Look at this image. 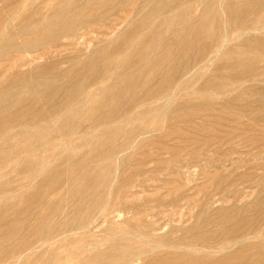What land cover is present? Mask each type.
Returning a JSON list of instances; mask_svg holds the SVG:
<instances>
[{
	"label": "rangeland",
	"instance_id": "374dc122",
	"mask_svg": "<svg viewBox=\"0 0 264 264\" xmlns=\"http://www.w3.org/2000/svg\"><path fill=\"white\" fill-rule=\"evenodd\" d=\"M22 1H24L22 3L23 4L22 7H20V9H17V11L20 10L19 12H21L22 14L18 12V14H19L18 15L17 11H16L15 14L13 13V16L10 15L8 17L9 18L8 21L5 22L4 20L6 17L4 18V16H7V15H6L5 7H3L2 5L6 2H9V0H0V12H1L0 14H2L0 16V19L3 20V21H0L1 22L0 23V29L4 26L6 27V28L4 27V29L2 28L0 30L1 37L4 40L5 39L9 40V38L11 37L10 39H13L17 43V45L25 44L26 41L28 42V40L32 41L35 38V36H37V34L41 31V30L31 31L32 30L31 28L23 29L24 24H21V23L25 22L23 20V18H24L23 15L26 16L27 13L29 14L30 9H32V7H31V1L32 0H22ZM24 4L25 5L28 4L30 7L28 5L25 6ZM185 6H187V4ZM26 7H29V8H26ZM129 7H131V6H129ZM202 8H203V5H199L198 8H195V6H192V7H190V11L187 8H184L179 13H181L182 18H184V19L189 18L191 20V23L192 22L195 23V18H197V20H196L197 22L199 20L198 16L201 14ZM150 9H151L150 7L146 8L145 10L142 11L143 13H141V15H139V16L141 17L144 14V11H147V13H148L150 11ZM119 11H123L121 13L118 12L119 17L122 18V17H124V15H126L128 13L127 11H131V10L128 7H125L123 9L120 8ZM87 13H89V14H87ZM90 13H91V11L88 10L85 14H86V16H90ZM123 13H124V15H123ZM14 15H15V17H14ZM17 15H18V17H17ZM133 15L134 14H132V17H133ZM259 15L262 18H264V11L260 12ZM12 17L14 19H12ZM93 18H94L93 19L94 22H99V23L96 24V26H89L88 25V27L91 30L89 35H86L85 37H83V35L80 34L79 36L75 37L76 39H73V37H71L72 34L69 33L67 35V38H63V37L58 36L57 37L58 40H56L57 42L56 43L54 42L55 45H54V43L48 44L47 46L41 45V46L37 47V49H35V51H32L30 53L27 51H24L26 54L22 51L21 52L22 56L20 57L21 63H19L18 66L11 67V64L13 65L12 61H14V62L16 61L15 57H17L19 53L13 54L10 51L9 52L6 51L7 54L4 55L5 52H0V55H1L0 56V62H1L0 64H2V65H0V83L4 82L6 79H8L9 75H11L13 71L18 70L19 68H21L23 70H26V69L28 70L29 68H32V67L35 68L37 66L46 65L47 63H50L51 60H53L51 58H56V59H54L55 60V66L54 67L57 69V72H56V70H54V71L56 73L62 72L63 69L65 70V68L70 69V67H71L74 69V64L75 65L78 64L79 61L84 62L86 59H88V60H86L85 62L89 61L90 57L92 56L91 55L92 53H95L96 51L100 50L101 48H104L105 46L109 45V41L111 38H113L115 36H119V35L123 34L124 31L127 30V27H126L127 24L123 23L124 24L123 25L121 23V21H122V19H121L118 23L116 22V24H115L116 26L113 25V29L108 30L107 34L104 37V34L101 33L100 30L98 29V25L103 26L105 24V22L109 25L111 23V21H109V20H111L112 16H111V18L101 20V21H103V23L98 20L99 18L96 20V16ZM223 19L225 20V17H223ZM19 20H20V22H19ZM16 22H19V23H16ZM6 23H8V24H6ZM13 23H14V25L16 24L15 27H13V25H12ZM11 26H12V28H10ZM95 27L97 30L95 29ZM260 27L261 28L258 31L252 30L251 33L247 32V31H245V33H242L241 31H239V32L232 34L230 40H235V41L232 43L230 42L231 43L230 45L229 44L225 45V47L216 56L210 55L207 57H202L201 55L195 53V64H194L195 67H194L193 61H192L193 56H194V52H191L190 54H188L186 56L184 63L189 67L190 66L191 67L193 66V67L191 68V70L188 73L184 74L183 76H181V78H179L180 84H184L185 86L181 89L177 88L175 90V95H174L175 97H173L172 99H169V100L166 99V101H164L162 99L158 100L159 97H155L152 100H146L145 102H140L141 100L138 101L139 99H141L143 97V94L145 92H147L148 89L152 90V88H155L157 86V82H154V81L149 83V86L147 87V89L144 86H143V88H142V86L140 88H137L136 90L138 91V93H136L137 91L134 90V94H133V90L130 89V91L128 90V92H126V93L124 92L125 94L124 93H119L118 95L108 94V96L106 94H104V96H103L99 92V88L101 86H103L101 79H99L100 81L98 80L99 82H96V84L94 82L90 86L88 85L89 81L87 80L88 81L87 86H88L89 90L86 87V92H85L86 98L90 95L89 91H94V92H92V94H94V96L92 97L90 95L88 97L89 99L87 98V99H85V101L88 102L89 100H91V98H95V99L99 98L100 99L101 97H106L104 103H102V105L105 107V110L103 111L104 108H101L102 106L94 109V106H92V104H89V103H86L85 105L84 104L81 105L80 103L75 104L74 105L75 107L74 106L72 107V110H74L72 112H74V113H72L71 111L68 112L70 114L65 112L64 114H66V113L67 114L65 116L61 117V119L56 118L57 120H54L55 131H53V134L55 136L53 134H51L52 135L51 138H53L54 143L56 144L55 148H54L55 149L54 152H56V154H58V156L54 155L55 157L60 158L61 156H64L65 154L69 155V153H70V154H73L72 157L75 159L74 161H76V162L78 161L77 163H79V161H81L82 159L85 158L84 159L85 163L82 166L85 168H90V167L98 165L100 163L98 158H100L103 154H106L109 152L111 153V151L114 150L118 145L120 146L124 142H126V144H129L127 150L120 152L118 154V156H116L115 163L113 164V167L110 170L106 171L107 175H106L105 180H104L103 176L96 178V180H95V181H98L97 183L102 182L103 184L106 185V188H104V190L102 192L104 195V200L102 201V204L100 207V210L102 209V211H105L103 213H106V214L101 215V212H102L101 211L98 213V217H94L93 215H85L83 218L82 214H80V216L71 215V217H70L69 208H71L74 201L70 200L71 197H69L67 195L66 197H64L63 200H61V202H58L59 208H60V210H59L60 213H58L57 215H54L53 218L49 217V218H51V220L49 221V225H50V223H52L54 221L53 219H55V217H56V220H55V222H53L52 227L55 226L54 228H56V226H57L58 228H61V231L64 230L66 232L65 233L61 232L60 234L56 235L54 232L53 233L51 232V225H50L51 234L49 232L48 236H46V235L42 236L41 238H38L39 239V241H38L37 237L32 236V232H31L32 229H30L29 232H28V230H22V232L17 233L18 236H16V238H17L18 242H24V241H26L25 239H27L26 237H28V241H29V239H31L30 243H28L30 245H29V247L26 246L25 249H23L22 251H17L14 254H12L10 256L11 259L9 258L7 263L8 262H15V264H31V263L32 264H61L62 262H64L62 264H75V263L80 264V261L83 260L85 258V256H87V253L88 254L91 253L90 256L94 255L96 252H99V250L100 251H106L105 253H108L107 249H109L117 241L119 243V242H121L122 238H124V239L125 238H131L134 236V234H137V233L141 234L142 232L148 231L147 233L150 234L152 232V234H150L151 237L149 235V236H145L146 239L144 237L139 238V239L136 238V239H138V241L144 242L146 244H148V243L154 244V240L159 239L161 237L171 238L170 236H172V238H174V237L176 238L177 235H178V237H180V236L187 237L188 233H189V235H188L189 237L190 236L196 237V236H199L198 233L201 234L205 231V232H209L208 234L203 233L206 237L208 236L207 238H209L210 233H212V232L214 233V235H212L213 237L210 236L211 240L209 238L211 245L208 244L209 246H211L210 250L213 251L212 252L213 255L217 254L218 252H220L221 255H223L224 253H225L224 255H227L230 253H236L242 249V248H239L240 246L243 248L247 247L246 248L247 251L249 248H251V250H250V252L249 251L245 252L246 255L248 254L247 255L248 259H245L242 262V264H260V263L263 264L264 263V260H263L264 259V247L257 250L258 247H256V246L260 247V245H258L260 243L262 246L264 245V217H262V216H264V213H263L264 212L263 211L264 210V81H263L264 80V67H262V66H264V52L262 53L260 59L249 64V66L251 67L250 68L251 70L249 68L240 66V63H242L244 61L243 59H239L238 62H235L236 60H238L235 57L229 58V57L224 56V54L227 52V49H229L228 47L234 46V45L238 46L239 40H242L243 38H245L247 36L257 34V35L264 37V24L261 23ZM21 28H22V31H21ZM114 28H115V31H114ZM125 28H126V30H125ZM8 29H9V31H8ZM18 29H20V31ZM12 31L13 32L15 31L16 33L19 32V33H17L18 34L17 35L16 33H13ZM112 31H114V32L112 33ZM2 32H3V34H2ZM4 32H7V34L5 33L6 36H4ZM28 32H30V33L28 34ZM58 33H59V31H56L54 34H58ZM8 34H10V35H8ZM24 34H26V35H24ZM171 34H172V36H174V33L172 31H170L168 33V36ZM7 35H8V37H7ZM73 36H75V35H73ZM102 36H103V38H102ZM172 36H169V37H172ZM81 37H83V38H81ZM31 38H33V39H31ZM106 40H107V42L104 43ZM21 42H25V43H21ZM71 42H73V43H71ZM82 42L84 43V45ZM91 42L94 43L95 45L92 44ZM90 43L92 44L93 47L90 46L91 45ZM65 44H68V45H65ZM253 45H255V42L252 43V47H254ZM9 47L10 46H8V48ZM12 48H10V49H12ZM84 48H86V50ZM88 48H90V49L88 50ZM92 48H94V49H92ZM175 48L177 49V47H175ZM82 49H84L85 51H83ZM96 49H98V50H96ZM94 50H95V52H94ZM42 51H43V53L45 51H47V52L45 54H42ZM34 52H36V53H34ZM79 52H83V53H81V54H83L82 57L80 56ZM33 53H34V55H33ZM38 53H39V55H37ZM76 54L78 56H80V58ZM56 55H57V57H56ZM72 55H74V56H72ZM58 56H60V57H58ZM3 57H5V58H3ZM23 57L26 60V64L31 62L30 65H24L23 64ZM70 57L73 58V60L70 59ZM62 58H65L64 60L69 59V61L68 60H67L68 62L64 61ZM127 58H129V55H128V57H126V60H127ZM61 59L63 61H61ZM28 60H29V62H28ZM57 60H58V62H57ZM126 60H124V61H126ZM60 66L62 67V71H61V68L58 69ZM249 70H250V73H249ZM240 71H242L243 73L241 74ZM94 73L95 72L92 71L89 75L92 76V75H94ZM110 73H107L104 76L107 78L108 77L109 78H112V77L115 78L116 75L119 74L118 71L117 72L113 71ZM115 73H117V74H115ZM110 76H112V77H110ZM213 76H215V77H213ZM224 77H226V78H224ZM214 78H215V80H214ZM216 79H218V80H216ZM229 79H231V80H229ZM113 80H116V79H112L109 82V84H112ZM189 80H191L192 82H190L188 85L187 82H189ZM249 82H250V84H248ZM116 84H117L118 88H119V86L120 87L122 86L121 85L122 83H120V82H118ZM226 85H227V87H226ZM253 85L254 86L256 85V86L252 87ZM89 87L92 89L90 90ZM223 87L224 88L226 87L225 88L226 91L223 90ZM246 87H249V88H246ZM240 88H242V89H240ZM228 89H229V91H228ZM143 90H144V92H143ZM140 92H142L141 95H140ZM95 93H97L96 94L97 96L95 95ZM99 94L101 96H99ZM120 94H122L123 96ZM135 94H137L136 100L138 102V105H137V102H136V104L134 103L137 106L134 105L135 108L133 109V106L130 107L131 105H129L127 102L129 101V99L131 97H133L131 95H134V97H135ZM168 94H170V93L168 92L167 96H169ZM216 94H218V95H216ZM109 95H110L111 99L113 96V100L109 99L110 98ZM124 96H126V97H124ZM121 97L123 98V99H121L122 102L120 100ZM102 100H104V99H102ZM112 101H115V102L112 104L111 103ZM235 101H238V103ZM251 101H252V103H251ZM107 102H108V104L104 105ZM161 104H164V106H165L164 110H162L161 108L160 109L157 108L158 105H161ZM234 105H235V107H234ZM88 106H90V108ZM108 106H111V108H109L110 110L108 109ZM238 106H240V107H238ZM250 106H251V108H250ZM211 107H212V109L215 108L214 110L215 111L217 110V113L215 111L211 110ZM91 108L94 110L91 111ZM114 108H116V110H114ZM79 109H81V110H79ZM121 109H123V111ZM130 109H133V110H131L133 112V114H129V116L127 115L128 118L125 120H117V118L120 115H122L124 113V111L126 112V110L129 111ZM142 109L144 111H147V113L145 115H143L142 117L137 116L136 115L137 112H140V111L143 112ZM185 109H186V111H185ZM190 110L193 112L195 110V114H193V112H190ZM76 111L77 112L79 111V113H78L79 115H80L81 111L83 114L81 113V115L78 116L75 114ZM97 111L99 113H97ZM109 111L112 112V115H111V112H109ZM120 111H121V113H120ZM220 111L223 113H221ZM225 111H227L226 114H224ZM95 112L97 115L94 114ZM113 112H114V116H113ZM219 112H220V114H219ZM117 113H119V114H117ZM72 114H73V116H72ZM102 114H110L111 115V116L109 115L110 120L105 121V123L100 122V120H98V118ZM187 114H190L193 116L189 117V115H188L189 118H187ZM236 114H237V116H236ZM67 115L70 117L72 116V118H70V117L68 118ZM92 115H93V118L91 117ZM226 115H227V117H226ZM77 116H78V119H77ZM180 116H181V118L182 117L183 118L182 119L180 118V120H179ZM215 116H218V117L215 118ZM220 116H222L223 118H221ZM111 117H112V119H111ZM83 119H85V120H83ZM82 120H83L84 124H86V125L83 124ZM89 120H90V123H89ZM96 120H98V121H96ZM85 121L86 122L88 121V123H86ZM61 123H64L65 125H68V126H71V128L77 129L75 131L76 133H72V132L68 133V131H70V130L60 131L57 128H58V126L61 125ZM77 123H78V125H77ZM99 123H101V124L99 125ZM141 124H143V125H141ZM74 125H76V126H74ZM86 126L90 127L91 129L89 130L88 127H87L88 128L87 129ZM91 126H95L96 128L95 127L93 128ZM78 128H80L81 130L79 129L80 131H78ZM169 129H171L172 131ZM57 132H58V134H56ZM164 132H166V133H164ZM61 133H62V135H59ZM163 133H164V135H163ZM98 135H100V136H98ZM167 135H170V136L166 137ZM164 136L166 138H164ZM74 137H75V140H74ZM61 139L65 140V142H63ZM77 139H79V141ZM70 140H71L72 144L70 143ZM120 140H122V141H120ZM55 141H58V142H55ZM73 141H74V143H73ZM158 141H160L163 145ZM99 142H100V144H99ZM108 142H109V144H108ZM154 142L157 144H153ZM59 143L62 145V147H61V145H59ZM62 143L65 145L63 146ZM69 143L71 144V146L73 145V147H71V146L69 147L68 146V145H70ZM105 145H106V147H105ZM65 146L67 149L65 148ZM75 146H77V147L75 148ZM58 147H60V148H58ZM68 147H69V151H68ZM77 148L80 151H78ZM90 148H92V149H90ZM85 149L87 150V152ZM97 149H99V150L97 151ZM101 149H103V150L101 151ZM83 150H84V152H83ZM126 151H128V152H126ZM79 152H81V153H79ZM89 152H90V154H89ZM150 153H158V154L157 155L156 154L151 155ZM186 153L188 155L190 154V156H188ZM193 153L195 155H192ZM83 154H84V156H83ZM92 154H95L96 157H95V155H92ZM141 154H143V155H141ZM160 154H162L164 157ZM137 155H139L141 157H138ZM172 155H174V157L177 155L175 157L176 158L175 161H173L175 158H173ZM54 156H53V158L51 157V160L55 164L56 161H55ZM78 156H79V158H78ZM179 156H180V158H179ZM170 157H172V160L169 161L168 159ZM163 160L164 161L167 160V162L166 161L164 162ZM74 161H71L70 164L67 162H64V164H62L63 162L61 161V165H59V166H58V164H55V166L53 164L54 168L51 165L52 168H49V170H45V173L43 171H41L42 174L38 175L40 177L39 179L42 180V178H49V177L53 178V176H55V174H52V173H55V171H54L55 168H57L58 170L59 169L62 170V168H65V167L67 168V165L69 166L72 163L73 164L76 163ZM152 161H155V163L158 161L159 164L158 163L155 164ZM160 162L161 163L163 162L162 165H160L161 164ZM163 165H166V168ZM123 166H125V167H123ZM82 167L77 169L76 173L73 174L72 176L68 173H67L68 176H66V177L63 176V174H66V172H67L66 168H65V170L63 169L61 172H59L58 175L60 173H62V174L60 176H56V177L61 178V181H62L61 186L63 187V185L69 180V178L70 179L72 177L79 178V176H80L79 171L82 170ZM133 167H136L137 169L140 167H142V168H140L138 170L134 168V170H133ZM162 168H164V169H162ZM51 169H53V170H51ZM131 169H132V171H130ZM140 170H143V171H140ZM64 171H65V173H64ZM144 171L146 172V174L144 173ZM0 173L4 175L6 173V171L2 170ZM142 173H144V175ZM50 174H52L53 176H51ZM117 174L119 176H117ZM28 175H31V174H28V173L24 174L23 173V174L16 175V176L15 175H6L4 177H1L0 183H2L4 181H13L14 179L21 181L23 179H27L25 176L28 177ZM129 176H130V178L131 177H133V178L130 179V178H128ZM63 177H65V178L62 179ZM25 182H27V181H25ZM123 182H125L126 184L125 183L123 184ZM65 185H64V187L68 188V185H66V186ZM47 189H48V191H51L53 189V186H50V190L48 187H47ZM32 190L34 191L35 188H30L27 190L22 189V191L25 192L24 194L29 193V192L32 193L33 192ZM76 200H78V199H76ZM164 200H166V201H164ZM167 200H169V201H167ZM35 201L36 200L34 199V202ZM124 201L127 203H125ZM66 202L67 203L69 202L68 203L69 205ZM111 204H114V205L111 206ZM67 205L69 207H67ZM138 205H141V206H139V208H138ZM157 205H159V206H157ZM234 205H235V208H233ZM26 206L25 205L21 206L19 204H18V206L17 205L16 206L11 205V206H8V210H10V212L13 213L16 210L15 208H17V210L19 209L18 211H20V210L22 211L21 208L23 207L25 209ZM108 206H110V207H108ZM114 206L119 207L122 210L121 214H118L117 212H115L117 210H114L115 213H113V214L111 213L112 216L110 215V210L112 211L111 208ZM146 206H148V208H149L148 211H147V209H145V208H147ZM240 206H242V207H240ZM64 208L68 210L67 212L64 213L65 215L63 214V212L66 211V210H64ZM150 208H151V210H150ZM141 209L143 210V212L140 211ZM221 209H223V210L221 211ZM237 211H240V213ZM218 212H220V213H218ZM226 212H228L229 214L228 213L225 214ZM259 213H261V214L259 215ZM220 214H221V216H220ZM222 214L224 215L223 217H222ZM198 215H199V217H198ZM212 215H214V216H212ZM13 216H14V214H12V217ZM67 216H68V220L66 219ZM232 216H234V217L236 216V217L234 218ZM257 216H259V217H257ZM28 217L29 216H27V217L24 216V217H21L22 219L21 218H18V219H20V221H21L23 219L25 220V218H28ZM74 217H75V220H72V218H74ZM81 217L83 220L87 219V221H86V225H88L87 228L82 229L86 225H82V226L79 225L81 228L78 227V223H79ZM106 217L108 220L106 219ZM226 217H228V218H226ZM230 217H232V218L230 219ZM13 218H15V216ZM212 218H213V220H211ZM29 219H30V217L28 219H26V221L28 220V221L32 222V220L31 219L29 220ZM76 219H77V221H76ZM218 219H220V220L217 221ZM245 219L248 220V222L250 220V222L248 223ZM62 220H64V221H62ZM228 220L229 221L234 220V221L229 222ZM241 220H243V222H240ZM251 221H252V223H251ZM63 222L64 223L66 222V223L64 224ZM203 222H204V224H203ZM218 222H220V223H218ZM226 222H228V224H225ZM245 222L247 224H245ZM255 222H258V223H255ZM201 223H202V225H200ZM237 223L242 224L241 226L239 225L240 228H244L245 225H247L248 227L246 228V226H245V228H244V229H246L245 231H242L243 229H241V232H239L240 233L239 234L237 232V231H239L238 230L239 228H237V226H238ZM250 223H251V225H250ZM74 224H75V226L77 225L76 226L77 232H75V233H73V231H71V230H68L70 225H74ZM196 224L198 227L196 226ZM219 224H221V225L223 224V226H221V225L219 226ZM142 225H144V226H142ZM234 225L236 226V228L234 227ZM66 227H67V229H66ZM203 227H205V229ZM250 227H252V228L254 227V228L251 229V231H250L249 230ZM197 228H199V229L197 230ZM202 228L204 230L200 231V229H202ZM231 228L233 230H231ZM189 229H192V232H190L191 230H189ZM228 229L230 230V232H228L229 231ZM257 229H259V230H257ZM218 230H219V232H218ZM223 230L224 231L227 230V231L224 232ZM248 230H249V232H247ZM181 231H183V232H181ZM197 231H199V232H197ZM231 231H233V232H231ZM173 232H177V235H175L176 233L174 234ZM223 232H224V234H223ZM23 233L25 235H23ZM179 233L181 235H179ZM186 233H187V235H186ZM195 233H197V234H195ZM230 233H232V235ZM244 233H245V235L242 236V234H244ZM250 233H252V234H250ZM203 234H201V235H203ZM225 234H228V235L230 234L231 237H229L228 235H225ZM233 234H235V235H233ZM165 235H167V236H165ZM204 235L201 237L206 238ZM257 235H261V236H257ZM29 236H30V238H29ZM225 236H228V237L225 238ZM236 236H239V238ZM74 237L75 238L79 237V238L75 239ZM83 237L86 238L85 242L83 240ZM218 237H221V238H218ZM234 237H236V238L234 239ZM73 238H74V241H73ZM216 238L218 240L214 241ZM22 239H24V240H22ZM107 239H109L110 241ZM136 239L134 238V240H136ZM230 239L235 240V243H236L235 246L230 247L231 249L220 248V247L225 246L222 244V242H224L225 240H230ZM251 239H254V240H251ZM67 240H68V242H67ZM32 241L35 243H33ZM36 241H38V242L36 243ZM63 241H65V242L63 243ZM69 241H70V243H69ZM108 241H109V243H108ZM211 241H213V242H211ZM250 241L252 242V245H251ZM76 242H79L80 245L78 244L79 245L78 246L76 244ZM82 242H84V243H82ZM103 242H105V243H103ZM217 242H220V243L214 244ZM248 242H250V243H248ZM91 243L93 244V248L91 247L88 251L82 249L84 247H87ZM212 243H213V245H212ZM10 244H11L10 242H3V240H0V245H2L1 249L4 251L9 250ZM244 244L247 246H245ZM254 244H256V245H254ZM72 245H74V246H72ZM76 245L78 247H76ZM248 245H251L254 248L250 247V246L248 247ZM59 247L60 248L64 247V248H61L62 249L61 250ZM72 249H74V250H72ZM217 249H218V251H217ZM252 249H254V250H252ZM29 250H31L30 251L31 254H30V252H28ZM255 250H256V252H255ZM201 251L202 250H200V251L195 250V252H197V255H199L201 253ZM260 251L262 252V254ZM252 252H254V253H252ZM258 252L263 256V258H262V256L260 257L261 259H259L257 257L259 254ZM140 253L141 252H139V254ZM220 253L217 255H220ZM18 254H21V255H18ZM44 254H46V255H44ZM142 254H140V255L142 258L141 260H143V261L142 262L138 261L135 264H147L149 256L144 257L146 254L145 253H142ZM204 254H206V253H204ZM0 255H2L1 252H0ZM252 255L254 256V259H252L253 263L251 262L252 260L249 259L250 256H252ZM40 256H41V258H39ZM55 256L59 257L58 260L61 259V263H59V262L57 263V260L54 258ZM49 258H50V260H52V259H54V260H52V262H51L50 260H48ZM230 260L231 259H228L229 264H233L234 261H230ZM255 260L256 261L262 260V261L255 262ZM103 262L105 263V260ZM224 262H223V264H224ZM119 263L122 264L124 262L120 261V262H115L113 264H119ZM93 264H96V263H93ZM107 264H108V262H107ZM161 264H163V263H161Z\"/></svg>",
	"mask_w": 264,
	"mask_h": 264
},
{
	"label": "bare ground",
	"instance_id": "6f19581e",
	"mask_svg": "<svg viewBox=\"0 0 264 264\" xmlns=\"http://www.w3.org/2000/svg\"><path fill=\"white\" fill-rule=\"evenodd\" d=\"M23 2L24 1H22V0H9V2H6L2 5L3 7H5L6 15H7V16H4V18L6 17L4 20L5 22L8 21V19H9L8 17L10 15L13 16V13L15 14L17 9H20V7H22ZM185 3L187 4V6H185L186 5ZM28 4H26V5L24 4V5L27 6ZM199 5H203V8H202L201 14L198 16V19H199L198 22L196 21L197 18H195V23L194 22L191 23V20L189 18L184 19L181 17V13H179V12H181L182 9L187 8L190 11V7L195 6V8H198ZM129 6H131V7H129ZM29 7H26V8H29ZM31 7H32V9H30L29 14L27 13L26 16L23 15L24 16L23 20L25 22L21 23V24H24L23 29L31 28L32 29L31 31L41 30L37 34V36H35L34 39L31 38V39H33L32 41L28 40V42L26 41V43L21 42V43H25V44L17 45V43L13 39H10L11 37L9 38V40H6V39L4 40L0 34V52H5L4 55L7 54L6 51L7 52L10 51L13 54L19 53L18 56L16 55L17 57H15L16 61L15 62L12 61L13 65L11 64V67L18 66L19 63H21L20 57L22 56V53H21L22 51L23 52L27 51L30 53L32 51H35V49H37V47H39L41 45L47 46L48 44H52L54 42L56 43L57 42L56 40H58V38H57L58 36L63 37V38H67V35L69 33H71L72 34L71 37H73V39H76L75 37L79 36L80 34H82L83 37H85L86 35H89L91 30L88 27V25L89 26H96V24L99 23V22L93 21V19H94L93 17H95V16H96V20L99 18L98 19L99 21L105 20L107 18H111V16H112L111 20L108 19L109 21H111V23H110L111 25L110 24L108 25L106 22L103 26L98 25V29L100 30L101 33L104 34V37L107 34L108 30L113 29V25H115L116 22L118 23L121 19H122V21H121L122 24L123 23L127 24L126 25L127 30L125 28L126 31H124L123 34L111 38L109 41V45L105 46L104 48H101L100 50L96 49V50H98L96 52L94 50L95 53L91 54L92 56L90 57L89 61L85 62L86 60H88V59H86L84 62L79 61L78 64H76V65L74 64V69L70 67V69L65 68V70L63 69V71H62V67L60 66L58 69L61 68L62 72L56 73L57 69L54 67L55 66V60L54 59H56V58H51L53 60H51V62L47 63L46 65L37 66L35 68L32 67V68H29L28 70L27 69L23 70L21 68H19L18 70H15L16 69L15 68L14 69L15 71H13L11 75H9L8 79H6L4 82L0 83V172L2 170L6 171V173L4 175L0 173V179H1V177H4L6 175H15L16 176V175H20L23 173L24 174L25 173L31 174V175H28V177L25 176L27 179H23L21 181L14 179L13 181H4V182L0 183V240H3V242H10L11 243L8 251L2 250L1 249L2 245H0V252L2 253V255H0V264H6L12 254H14L17 251H22L23 249H25L26 246L29 247L30 244H28V243H30L31 239H29V241H28V237L25 236L27 238V239H25L26 241L18 242V240L16 238V236H18L17 233L22 232V230H28V232H29V230L32 229V231H31L32 236L37 237L38 241H39L38 238H41L42 236H45V235L48 236V234L50 232V225H51V232L52 233L54 232L56 235L60 234L61 232L62 233L66 232L64 230L61 231V228H58L57 226H56V228H54L55 226L52 227L53 222H55V220H56V217H55V219H53L54 221L52 223H50V225H49V221L51 220V218L54 217V215H57L58 213H60L59 212L60 208H59L58 202H61V200H63L64 197H66L67 195L69 197H71L70 200L74 201L71 208H69L70 217H71V215L80 216V214H82L83 218L85 215H93L94 217H98V213L102 211V209L100 210L102 201L104 200V195L102 192H103L104 188H106V185L103 184L102 182L97 183L98 181H95V180H96V178H99L102 176L105 180L106 175H107L106 171L110 170L113 167V164L115 163L116 156H118V154L120 152L127 150L129 144H126V142H124L120 146L118 145L114 150L111 151V153L109 152V153L103 154L100 158H98V160L100 161V163L98 165L90 167V168H85V167H82L85 163V160H84L85 158L82 159L81 161H79V163H77L78 161L77 162L74 161L75 159L72 157L73 154H70V153H69V155L65 154L64 156H61L60 158L55 157V156H58V154H56V152H54V150H55L54 148H55L56 144L54 143L53 138H51L52 137L51 134H53V131H55L54 120H57L56 118L61 119V117L65 116L68 112L74 111V110H72V107L75 104L80 103L81 105L82 104L85 105L86 103H89V104H92V106H94V109L102 106L101 108H104L103 111L105 110V107L102 105V103H104L106 97H101L104 100H102L101 98L100 99L99 98L98 99L91 98V100H89L88 102L85 101V99H87L90 95L92 97L94 96V94H92V92H94V91H89L90 95L86 98L85 92H86V87L88 89V86H87L88 81H89L88 85L90 86L94 82L96 84V82H99L100 81L99 79H101L103 86H101L99 88V92L103 96H104V94H106L108 96V94L118 95L119 93H124V92L126 93V92H128V90L130 91V89L133 90V94H134V90H136L137 88H140L141 86L143 88V86H144L147 89V87L149 86V83L154 81V82H157V86L155 88H152V90L148 89L147 92H145L143 94V97L141 99H139L138 101L141 100L140 102H145L146 100H152L155 97H159L158 100L162 99V100L166 101V99L169 100V99H172L173 97H175L174 96L175 90L177 88L181 89L185 86L184 84H180L179 78H181V76H183L184 74L188 73L191 70V68L193 67V66L189 67L184 63L186 56L188 54H190L191 52H194V56L192 59L193 65H194L195 64V53L201 55L202 57H207L210 55L216 56L225 47V45H228V44L230 45L232 42L235 41V40H230L232 34L239 32V31H241L242 33H245V31L251 33L252 30L258 31L261 28L260 24L261 23L264 24V18H262L259 15L260 12L264 11V0H204V1L203 0H142V1L141 0L140 1L139 0H32L31 1ZM125 7H128L131 11H127L128 13L127 14L125 13L126 15H124V13H123L124 17L121 18V17H119L118 12H120V13L123 12V11H119V10H120V8L123 9ZM148 7L151 8L150 11L148 13H147V11H144V14L140 17L139 15H141V13H143L142 11ZM88 10L91 11L90 16H86V14H85ZM19 11H17V14ZM19 13H21V12H19ZM87 14H89V13H87ZM132 14H134L133 17H132ZM1 15L2 14H0V16ZM18 15H17V17H18ZM14 17H15V15H14ZM223 17H225V20L223 19ZM12 19H14V18L12 17ZM0 21H3V20L0 19ZM19 22H20V20H19ZM19 22H16V23H19ZM101 22L103 23V21H101ZM6 24H8V23H6ZM12 25H13V27L16 26V24L14 25V23ZM4 27H2V28L4 29ZM10 28H12V26ZM95 29H96V27H95ZM18 30L20 31V29H18ZM8 31H9V29H8ZM21 31H22V28H21ZM56 31H59V33L54 34ZM114 31H115V28H114ZM114 31H112V33ZM170 31H172L174 33V36H172V34L169 35L172 37L168 36V33ZM7 32H4V36H6L5 33L7 34ZM13 33H16V32L14 31ZM17 33H19V32H17ZM29 33L30 32H28V34ZM2 34H3V32H2ZM8 35H10V34H8ZM8 35H7V37H8ZM24 35H26V34H24ZM73 35H75V36H73ZM83 37H81V38H83ZM102 38H103V36H102ZM106 42H107V40L104 43H106ZM253 42H255V45H253L254 47H252ZM55 43H54V45H55ZM71 43H73V42H71ZM94 43H92V44H94ZM92 44L90 46H92ZM65 45H68V44H65ZM83 45H84V43H83ZM8 46H10V47L8 48ZM175 47H177V49ZM10 48H12V49H10ZM228 48L229 49H227V52L224 54V56L229 57V58L235 57L236 59H238L235 62H238L239 59H243L244 61L242 63H240V66L250 69L251 67L249 66V64L260 59L262 53L264 52V37L257 35V34H253V35H250V36L243 38L242 40H239L238 46L234 45V46H230ZM84 49L86 50V48H84ZM84 49H82V50L85 51ZM89 49L90 48H88V50ZM92 49H94V48H92ZM46 52L47 51H45L43 53V51H42V54H45ZM34 53H36V52H34ZM34 53H33V55H34ZM81 53H83V52H79L80 56L82 57L83 54H81ZM37 55H39V53ZM128 55H129V58H127V60H126V57H128ZM72 56H74V55H72ZM80 56H78V57L80 58ZM56 57H57V55H56ZM58 57H60V56H58ZM3 58H5V57H3ZM65 58H62V59L64 60ZM62 59H61V61H63ZM70 59L73 60V58H71V57H70ZM67 60L69 61V59H67ZM67 60H64V61H67ZM124 60H126V61H124ZM28 62H29V60H28ZM57 62H58V60H57ZM30 63L31 62L26 64V60L23 57V64L24 65H30ZM0 65H2V64H0ZM194 67H195V65H194ZM262 67H264V66H262ZM54 70H56V72ZM250 70H249V73H250ZM92 71H94L96 74L94 73V75L90 76L89 74ZM113 71L119 72V74L115 73V74H117L115 78H113L112 76H110L112 78H109V77L107 78L104 76L105 74L113 72ZM240 72H241V74L243 73L242 71H240ZM213 77H215V76H213ZM224 78H226V77H224ZM112 79H116V80H113L112 84H109V82ZM214 80H215V78H214ZM216 80H218V79H216ZM229 80H231V79H229ZM118 82L122 83L121 84L122 86L121 87L119 86V88L117 87V84H116ZM190 82H192V81L189 80V82H187L188 85ZM248 84H250V82ZM255 86L253 85L252 87H255ZM226 87H227V85H226ZM225 88L223 87L224 91H226ZM246 88H249V87H246ZM91 89L92 88H90V90ZM240 89H242V88H240ZM228 91H229V89H228ZM143 92H144V90H143ZM168 92L170 93V94H168L169 96H167ZM136 93H138V91ZM141 93L142 92H140V95H141ZM96 94L97 93H95V95ZM100 94H99V96H101ZM120 95H122V94H120ZM136 95L137 94H135V97H134V95H131L133 97H131L129 99V101L127 102L129 105H131L130 107L133 106V109L135 108V106L138 105V102L136 100L137 99ZM216 95H218V94H216ZM126 96H124V97H126ZM109 97H110V95H109ZM109 99H111V97ZM121 99H123V98L121 97L120 100ZM111 100H113V96H112ZM114 102L115 101H112L111 103L113 104ZM121 102H122V100H121ZM136 102H137V105H135ZM235 102L238 103V101H235ZM251 103H252V101H251ZM107 104H108V102L104 105H107ZM88 107L90 108V106H88ZM234 107H235V105H234ZM238 107H240V106H238ZM92 108H91V111L94 110ZM109 108H111V106H108V109ZM157 108L158 109L161 108L162 110H164L165 106H164V104H161V105H158ZM250 108H251V106H250ZM123 109H121V110L123 111ZM133 109H130L129 110L130 112L128 110H126V112L124 111V113L122 115H120L117 118V120L127 119L128 118L127 115L129 116V114H133V112L131 111ZM214 109H212V107H211V110L215 111ZM79 110H81V109H79ZM114 110H116V108H114ZM142 111L143 112H141V111L137 112L136 115L142 117L143 115H145L147 113V111H144L143 109H142ZM185 111H186V109H185ZM65 112H67V113L64 114ZM76 112H75V114L78 116H80L82 113V111H81V113L79 115L78 114L79 111L77 113ZM109 112H111V111H109ZM190 112H193V111L190 110ZM215 112L217 113V110ZM220 112H219V114H220ZM226 112L227 111H225L224 114H226ZM72 113H74V112H72ZM97 113H99V112L97 111ZM120 113H121V111H120ZM221 113H223V112H221ZM68 114H70V113H68ZM94 114L97 115L96 112ZM117 114H119V113H117ZM190 114H187V118H189L190 116H193ZM193 114H195V110H194ZM109 115L110 114H102L98 118V120H100V122H102V123L103 122L105 123V121L110 120V116L112 115V112H111V115L110 116ZM188 115H189V117H188ZM72 116H73V114H72ZM72 116L71 117L68 116V118L69 117L72 118ZM78 116H77V119H78ZM113 116H114V112H113ZM236 116H237V114H236ZM91 117L93 118V115ZM112 117H111V119H112ZM216 117H218V116H215V118ZM220 117L223 118L222 116H220ZM226 117H227V115H226ZM180 118H181V116L179 117V120H180ZM83 120H85V119H83ZM83 120H82V122H83ZM90 120H89V123H90ZM98 120H96V121H98ZM86 123H88V121ZM83 124H84V122H83ZM100 124L101 123H99V125ZM77 125H78V123H77ZM84 125H86V124H84ZM141 125H143V124H141ZM74 126H76V125H74ZM88 126H86V128ZM91 127L94 128L95 126H91ZM88 128H89V130L91 129L90 127H88ZM57 129H59L60 131L70 130V131H68V133L69 132L76 133L75 131L77 130L75 128H71V126L65 125L64 123H61V125L58 126ZM79 129L80 128H78V131L81 130V129L80 130ZM169 130H171V129H169ZM164 133H166V132H164ZM164 133H163V135H164ZM56 134H58V132ZM59 135H62V133ZM98 136H100V135H98ZM169 136L170 135H167L166 137H169ZM166 137L164 136V138H166ZM74 140H75V137H74ZM77 140L79 141V139H77ZM62 141L65 142V140H62ZM120 141H122V140H120ZM55 142H58V141H55ZM158 142H160V141H158ZM60 143H59V145H61ZM70 143H71V140H70ZM73 143H74V141H73ZM71 144L70 145L67 144V145L70 147ZM99 144H100V142H99ZM108 144H109V142H108ZM153 144H157V143L154 142ZM64 145L65 144H63V146ZM61 147H62V145H61ZM69 147H68V151H69ZM71 147H73V145ZM76 147L77 146H75V148ZM105 147H106V145H105ZM58 148H60V147H58ZM65 148H66V146H65ZM90 149H92V148H90ZM77 150L80 151L78 148H77ZM98 150L99 149H97V151ZM102 150L103 149H101V151ZM83 152H84V150H83ZM86 152H87V150H86ZM126 152H128V151H126ZM79 153H81V152H79ZM89 154H90V152H89ZM150 154L151 155H154V154L157 155L158 153H150ZM92 155H95V154H92ZM139 155H137V156L141 157ZM141 155H143V154H141ZM160 155H162V154H160ZM192 155H195V154L193 153ZM53 156L55 157V161H56L55 164H58V166L61 165V161L63 162L62 164H64V162H67L69 164L71 163V161L76 162L74 164L72 163L69 166L67 165V168L65 167L67 170L66 174H63V176H65V177L68 176L67 173L72 176L73 174L76 173L77 169L82 167V170L79 171L80 172L79 178H76V177H72L71 179L69 178V180L65 183L66 185H68V188L64 187L65 184L62 187L61 186V183H62L61 178L56 177V176H60L62 173H60L59 175H58V173L61 172L63 169L65 170V168H62V170H60V169L58 170L57 168H55V170H54L55 173H52V174H55V176L50 174L51 176H53V178L49 177V178H42V180L39 179L40 177L38 175L42 174L41 171H43L45 173V170H49V168H52V167L54 168L55 164L51 160V157L53 158ZM83 156H84V154H83ZM172 156H173V158H175L177 155L175 157H174V155H172ZM188 156H190V154ZM95 157H96V155H95ZM78 158H79V156H78ZM179 158H180V156H179ZM168 160L169 161L172 160V157H170ZM175 160H176V158L173 161H175ZM165 161L167 162V160H165ZM152 162L155 163V161H152ZM156 163H158V161ZM162 163L160 165H162ZM53 164H54V166H53ZM51 165H52V167H51ZM163 166L166 168V165H163ZM123 167H125V166H123ZM134 168L137 169L136 167H133V170H134ZM140 168H142V167H140ZM140 168H138V169H140ZM162 169H164V168H162ZM51 170H53V169H51ZM130 171H132V169ZM140 171H143V170H140ZM64 173H65V171H64ZM144 173L146 174L145 171H144ZM144 173H142V174L144 175ZM117 176H119V175L117 174ZM65 177H63L62 179H64ZM128 178H130V176ZM131 178H133V177H131ZM25 181H27V182H25ZM124 183L125 182H123V184ZM50 186H53V189L51 191H48L47 187L50 190ZM30 188H35V190L34 191L32 190L33 191L32 193L28 191L29 193H26V194H24L25 192L22 191V189L27 190ZM34 199L36 200L35 202H34ZM76 199H78V200H76ZM164 201H166V200H164ZM167 201H169V200H167ZM125 203H127V202H125ZM18 204L21 206H24V205L25 206L27 205V206L25 207V209L22 207L21 208L22 211L21 210L18 211L19 209L17 210V208H15L16 210L13 213L10 212V210H8V206H11V205H13V206L17 205L18 206ZM68 205H67V207H69ZM112 205H114V204H111V206ZM139 206H141V205H138V208H139ZM157 206H159V205H157ZM108 207H110V206H108ZM146 207L147 208H145V209H147V211H148L149 208H148V206H146ZM240 207H242V206H240ZM233 208H235V205ZM111 209H112V211L110 210V215H111V213L113 214V213L117 212L118 214H121V212H122V210L116 206L112 207ZM64 210H66V211H64L63 214L68 211L65 208H64ZM114 210H117V211L114 212ZM150 210H151V208H150ZM222 210L223 209H221V211ZM140 211L143 212L142 209ZM103 212H105V211H102L101 215L106 214ZM220 212H218V213H220ZM237 212L240 213V211H237ZM227 213L228 212H226L225 214H227ZM12 214H14L16 219L13 218L14 216L12 217ZM260 214L261 213H259V215ZM24 216H26V217L29 216L30 219L32 220V222H30L28 220L26 221V219H28L29 217L25 218V220L23 219L21 221H20V219H18V218H21ZM68 216L66 218L67 220H68ZM212 216H214V215H212ZM220 216H221V214H220ZM223 216L224 215L222 214V217ZM49 217H51V218H49ZM82 217L78 223L79 228H81L79 225H81V226L86 225L87 219L83 220ZM198 217H199V215H198ZM232 217H234V216H232ZM232 217H230V219ZM257 217H259V216H257ZM262 217H264V216H262ZM226 218H228V217H226ZM106 219H107V217H106ZM64 220H62V221H64ZM72 220H75V217L72 218ZM211 220H213V218ZM219 220L220 219H218L217 221H219ZM76 221H77V219H76ZM230 221L233 222L234 220L233 221L230 220ZM246 221L248 222V220H246ZM240 222H243V220H241ZM249 222H250V220H249ZM218 223H220V222H218ZM238 223H237L238 226L235 224L237 226V228H239L238 229L239 231H237L238 233L241 232V229H243L242 231H245L246 230V229H244L245 226H246V228L248 227L247 225H245L244 228H240V226L242 224L241 223L238 224ZM251 223H252V221H251ZM251 223H250V225H251ZM255 223H258V222H255ZM203 224H204V222H203ZM225 224H228V222H226ZM245 224H247V223L245 222ZM200 225H202V223ZM220 225L221 224H219V226ZM235 225H234V227L236 228ZM76 226H75V224L70 225L68 230H71V231H73V233H75V232H77ZM142 226H144V225H142ZM196 226H197V224H196ZM221 226H223V224ZM87 227H88V225H86L82 229L87 228ZM203 228L205 229V227H203ZM203 228L200 229V231L204 230ZM232 228H231V230L234 229V228L233 229ZM253 228L250 227L249 230L251 231V229H253ZM66 229H67V227H66ZM198 229L199 228H197V230ZM189 230H191L190 232H192V229H189ZM249 230L247 232H249ZM257 230H259V229H257ZM226 231H224V232H226ZM51 232H50V234H51ZM147 232H142L141 234L140 233L134 234V236L131 238H125V239L122 238L121 242L118 243V241H117L109 249H107L108 253H105L106 251H100V250H99V252H96L92 256H90L91 253L90 254L87 253V256H85V258L80 261V264H93V263L107 264V262H108V264H113L115 262H120V261L124 262L122 264H135L138 261H141V262L143 261V260H141L142 258L140 255L142 253L146 254L144 257L149 256L147 264L149 262H150L149 264H161V263H163V264H223L224 261H225L224 264H229L228 259H231L230 261H234L233 264H242V262L245 259H248V256H247L248 254L246 255L245 252H248V251L250 252V250H251V248H249L247 251L246 250L247 247L243 248L240 246L239 248H242V249L236 253H230L227 255H224L225 254L224 253L223 255H221V253L218 252L217 254L220 253L221 256L217 255V254L213 255L212 254L213 251L210 250L211 246H209L208 244H210V241H209L210 236L214 235V233L213 232L210 233L209 238H207L208 236L206 237L204 234L205 233L208 234L209 232H205V231L203 232L204 234L203 233H201V234H203L206 238H204V237L202 238L201 236H203V235H201L199 233H198L199 236H196V237L195 236L189 237L188 236L189 233H188V235L186 233L187 237H182V236L178 237L177 232H173L174 234L176 233L175 234V235H177L176 238L175 237L172 238V236H170L171 238L161 237L159 239H155L154 244H151V243L146 244L144 242L138 241L139 238H142V237L145 238V236H149L150 234H152V232L150 234ZM181 232H183V231H181ZM197 232H199V231H197ZM218 232H219V230H218ZM224 232H223V234H224ZM228 232H230V230ZM231 232H233V231H231ZM24 233H23V235L26 234V233L25 234ZM195 234H197V233H195ZM230 234L232 235V233H230ZM230 234L229 235L225 234V235H228L229 237H231ZM250 234H252V233H250ZM179 235H181V234L179 233ZM233 235H235V234H233ZM244 235H245V233L242 234V236H244ZM165 236H167V235H165ZM228 236H225V238H227ZM257 236H261V235H257ZM150 237H151V235H150ZM236 237L239 238V236H236ZM236 237H234V239ZM29 238H30V236H29ZM74 238H73V241H74ZM78 238H75V239H78ZM134 238L135 239L138 238V239L134 240ZM218 238H221V237H218ZM234 239L233 240L232 239L225 240L224 242H222L223 241L222 240L221 242L225 246L220 247V248L231 249L230 247L235 246V244H236ZM22 240H24V239H22ZM83 240L85 242L86 238L83 237ZM107 240H109V239H107ZM210 240H211V238H210ZM216 240H218V239L216 238L214 241H216ZM251 240H254V239H251ZM38 241H36V243ZM109 241H108V243H109ZM64 242L65 241H63V243ZM67 242H68V240H67ZM79 242H76V244L80 245ZM84 242H82V243H84ZM211 242H213V241H211ZM250 242H248V243H250ZM33 243H35V242H33ZM69 243H70V241H69ZM92 243L89 244L87 247H84L82 249L88 251L91 247L93 248ZM103 243H105V242H103ZM218 243H220V242H217L214 244H218ZM77 245H76V247L79 246V245L78 246ZM212 245H213V243H212ZM251 245H252V242H251ZM251 245H248V247L249 246L253 247ZM254 245H256V244H254ZM258 245H260V247L256 246V247H258L257 250L264 247V245L262 246L261 243ZM72 246H74V245H72ZM245 246H247V245H245ZM64 247H61V248H64ZM72 250H74V249H72ZM195 250H199V251L202 250V251L199 255H197V252H195ZM252 250H254V249H252ZM30 251L31 250H29L28 252H30ZM217 251H218V249H217ZM139 252H141V253L139 254ZM255 252H256V250H255ZM262 252H261V254H262ZM204 253H206V254H204ZM252 253H254V252H252ZM30 254H31V252H30ZM261 254L259 253L257 256L259 259H261L260 258L262 256ZM18 255H21V254H18ZM44 255H46V254H44ZM39 258H41V256ZM54 258L57 260V263L58 262L61 263V259L58 260V258H59L58 256H55ZM262 258H263V256H262ZM249 259H251V260L254 259V256L253 255L250 256ZM48 260H50V258ZM52 260H54V259H52ZM52 260H50V261L52 262ZM104 260H105V263L103 262ZM259 261H262V260H259ZM259 261L255 260V262H259ZM251 262L253 263V260ZM62 263H64V262H62ZM7 264H15V262H8Z\"/></svg>",
	"mask_w": 264,
	"mask_h": 264
}]
</instances>
